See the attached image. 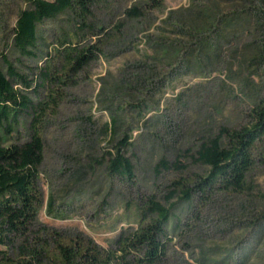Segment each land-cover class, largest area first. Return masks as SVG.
Returning <instances> with one entry per match:
<instances>
[{"label": "rangeland", "instance_id": "374dc122", "mask_svg": "<svg viewBox=\"0 0 264 264\" xmlns=\"http://www.w3.org/2000/svg\"><path fill=\"white\" fill-rule=\"evenodd\" d=\"M112 4V14L98 12L96 21L109 30L120 22L121 32L43 118L42 206L34 233L46 240L54 233L81 237L114 250L153 197L171 206L158 264H264V137L243 193H201L195 185L208 169L194 161L199 147L222 129L247 127L264 98V0ZM133 6L140 18L126 17ZM27 7L26 0H0V71L6 73V60L28 81L29 88L14 83L31 103L11 132L0 126L6 146L28 139L32 107L55 88L41 74L55 64L58 42L75 30L72 16L61 14L37 27L33 55H21L12 30ZM125 136L131 181L106 170L107 153ZM220 142L227 144L224 136ZM161 160L179 169L156 171ZM181 189L191 190L189 200Z\"/></svg>", "mask_w": 264, "mask_h": 264}, {"label": "trees", "instance_id": "16d2710c", "mask_svg": "<svg viewBox=\"0 0 264 264\" xmlns=\"http://www.w3.org/2000/svg\"><path fill=\"white\" fill-rule=\"evenodd\" d=\"M26 1L28 7L19 13L12 30V44L21 55H33L38 41L37 27L61 14L72 16L75 30L58 42L55 64L48 65V70L41 74L42 81L55 88L45 100L32 107L28 139L8 146L0 140V245L5 247L4 251L0 250V264H158L163 258L162 240L171 206L166 208L153 197L143 202L137 227L119 235L114 250L81 237L65 239L54 233L46 240L34 233L42 206L38 181L44 151L43 118L55 111L62 91L73 85L78 73L98 58L102 48L121 32L123 24L117 22L109 30L96 21L98 12L112 14L113 0ZM125 14L131 19L142 15L137 6ZM5 64L6 73L0 71V126L9 133L13 122L31 105L14 82H20L24 88L30 84L6 60ZM251 118L247 127L237 131L222 129L216 138L199 147L194 161L208 169L207 176L195 185L201 193L214 190L243 193L250 189L248 177L254 167L256 147L264 137V98L253 108ZM223 136L227 140L224 146L220 142ZM128 147L125 136L107 153L106 170L111 177L123 181L133 179L134 168L125 157ZM169 168L179 169L177 164L169 165L161 160L155 170ZM180 191L185 200L190 199L191 190ZM174 196L175 192L169 193L166 202ZM130 255L133 260L128 262Z\"/></svg>", "mask_w": 264, "mask_h": 264}]
</instances>
